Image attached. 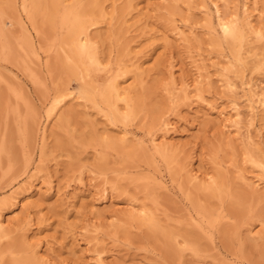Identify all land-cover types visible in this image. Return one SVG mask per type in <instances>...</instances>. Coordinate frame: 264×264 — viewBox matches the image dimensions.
I'll return each instance as SVG.
<instances>
[{
  "label": "rangeland",
  "instance_id": "rangeland-1",
  "mask_svg": "<svg viewBox=\"0 0 264 264\" xmlns=\"http://www.w3.org/2000/svg\"><path fill=\"white\" fill-rule=\"evenodd\" d=\"M25 1L27 8L22 0H0V264H97L98 255L104 264H264V108L250 102L247 89L264 95V38L246 33L238 63L219 34L212 0H64L71 6L67 22L78 13L88 27L96 22L88 34L104 67L88 58L81 66L61 44L70 26L61 27V6ZM215 1L225 10L235 4ZM235 1L246 19L245 0ZM250 1L245 15L263 28L264 0ZM178 28L192 40L185 42ZM194 59H202L209 82L198 91L191 89ZM106 63L119 65L118 82L129 90L126 126L111 123L110 105L100 101L112 74ZM83 67L96 84L86 97L79 92ZM180 79H187L182 84L189 82L186 94L193 91V97L186 98ZM221 80L232 81V89ZM234 107L244 134L233 136L219 112L232 116ZM122 135L128 141L121 143ZM110 136L123 147L109 142L106 148ZM151 137L165 142L166 156L154 151ZM207 176L221 183L214 195L199 183ZM139 206L150 211L151 221L137 216ZM203 211L212 227H198L191 218Z\"/></svg>",
  "mask_w": 264,
  "mask_h": 264
},
{
  "label": "bare ground",
  "instance_id": "bare-ground-1",
  "mask_svg": "<svg viewBox=\"0 0 264 264\" xmlns=\"http://www.w3.org/2000/svg\"><path fill=\"white\" fill-rule=\"evenodd\" d=\"M23 1V4H22V6H24V7H26L27 8V3H26V1L25 0H22ZM33 1V0H32ZM54 2H53V5L55 6V7H57V6H61V9H62V11L60 12V15H58V17L59 16H62V18H60V20H61V23H62V25H61V23H60V25H61V27H63V26H67V24H69L70 23V26H68L67 28H66V31H67V36H66V39L64 40V39H62L61 41V44L62 45H67L68 46V50H69V52H71V54H72V57L74 58V59H77V61H79V63L81 64V66H83V64L81 63L82 62V58H88L90 61H91V63H93L95 66H99V65H103V63H102V59L100 60L99 59V57H97V55L95 54V49H97L96 47H94L93 46V42L91 41V38H90V36H89V34H88V31L90 30H88V28H90L92 25H93V23L95 24L96 22H93V23H91L89 26L90 27H88L87 25H85V22H86V18L84 19V17H83V19L85 20V22L83 21V19H81L80 17H82V15H84V14H81L79 17L78 16H76V15H79V13L78 14H74L75 15V18L74 19H72V20H74V21H68L67 22V19H68V17H69V15H70V11H69V8L71 7H68L66 4H64V0H53ZM114 1V0H113ZM201 1V0H200ZM211 1V0H210ZM221 1H223V0H221ZM233 1V0H232ZM231 0H229V4H230V2H232ZM249 1L250 0H245V2L243 3V10H244V17L246 18V19H241V17H239V13H238V9H236V6H237V4L236 3H238V1L236 2L235 0H234V2H235V4L234 3H231L230 4V6L232 5V4H234V5H232V7H231V10L229 9V10H225V9H220V5L218 6V1H215V0H212L211 2H213V6H214V9H215V16H216V19H217V22H216V25H217V27H218V30H219V34L221 35V37L224 39V40H226V41H228V45L231 47V49H232V51L234 52V56H232L234 59L233 60H235V61H237L238 63L239 62H241L242 60H243V56H241V55H243V54H241L240 55V47H241V44H242V41H244L245 39H246V33H249V32H251L252 34H254L258 39H263L264 38V24L262 25L263 26V28L261 27V25H255L254 24V22L253 23H251V21L249 20V19H247L248 17H250V15L249 14H247V15H245V12L247 11V9H249L248 11H250V8H249V6H248V4L247 3H249ZM252 1V3L254 4V5H256V4H258L259 2H258V0H251ZM250 1V2H251ZM70 2V1H69ZM132 2V1H131ZM161 3V2H160ZM198 3V2H197ZM201 3V2H200ZM202 3H205V2H203L202 1ZM201 3V4H202ZM219 3H220V1H219ZM228 3V2H227ZM227 3H225L226 4V7L228 8V5L229 4H227ZM33 4V3H32ZM221 4H224V2L223 3H221ZM224 4V5H225ZM250 4V3H249ZM37 5V4H36ZM196 5V4H195ZM73 6V5H72ZM222 6V5H221ZM233 6H235V7H233ZM260 6V5H259ZM263 6V5H262ZM255 7V6H254ZM253 7V9L254 10H259V9H261L260 7H259V9H255ZM225 8V7H224ZM232 8H234V9H232ZM264 8V7H263ZM96 9V8H95ZM205 10H204V13H205V19H207V25H209V29H212L213 28V20H212V16H211V13H209V9L208 8H204ZM252 9V10H253ZM55 10V12H56V10H57V8L56 9H54ZM203 10V9H202ZM251 10V13H253V12H255L254 10L252 11ZM50 11H52V10H50ZM151 11V10H150ZM27 12V11H26ZM78 12V11H77ZM100 12H101V10H100ZM129 12V11H128ZM211 12V11H210ZM249 13V12H248ZM257 13V12H256ZM259 13H261L260 15H262V11L261 12H259ZM253 15V14H252ZM251 15V16H252ZM257 15H259V14H257ZM85 16V15H84ZM92 15H90V17H91ZM263 16V15H262ZM112 17V16H111ZM261 18V17H260ZM259 18V19H260ZM183 19V18H182ZM204 19V20H205ZM88 20H89V18H88ZM189 20V19H188ZM261 20V19H260ZM200 21V20H199ZM71 22L73 23L72 25H71ZM88 22H90V21H88ZM92 22V21H91ZM256 23V22H255ZM258 23V22H257ZM262 23H263V21H262ZM89 24V23H88ZM190 24V23H189ZM194 24V23H193ZM252 24H254V25H252ZM259 24V23H258ZM260 24H261V21H260ZM176 26V25H175ZM185 26V25H184ZM176 27H178V26H176ZM176 27H175V29H176ZM183 27V26H182ZM216 27V28H217ZM64 28V27H63ZM188 28V27H187ZM195 28V27H194ZM184 28H178V31H177V34L179 35V36H182V35H184V36H182V38H184L183 40L185 41V42H187L186 41V39L187 38H190L189 40H192V38L190 37V35H191V33L190 32H192L191 30V28H189V29H191L190 30V32H187V33H190V35H188L187 37L185 36V31L183 30ZM214 29V28H213ZM176 31V30H175ZM214 31V30H213ZM248 31V32H247ZM215 32V31H214ZM30 33V32H29ZM208 33H209V31H208ZM211 33H212V31H211ZM176 34V35H177ZM193 34V33H192ZM210 34V33H209ZM177 35V36H178ZM213 35V34H212ZM248 35H250V34H248ZM253 35V36H254ZM214 36V35H213ZM186 37V38H185ZM194 37V36H193ZM199 37V36H198ZM217 37V36H216ZM215 37V38H216ZM181 38V39H182ZM214 38V37H213ZM248 38V37H247ZM179 40H180V38H179ZM178 40V41H179ZM210 40H211V38H210ZM218 40V39H217ZM181 41V40H180ZM212 41H216L215 39L214 40H212ZM220 41V40H219ZM249 41V40H248ZM259 41V40H258ZM183 42V41H182ZM184 42V43H185ZM191 41H189L188 43H190ZM211 43V42H210ZM60 44V45H61ZM192 44V43H191ZM217 44V43H216ZM246 44H248V43H246ZM186 45H187V43H186ZM245 45V44H244ZM66 46V47H67ZM191 46V45H190ZM237 47V48H236ZM244 47V46H243ZM189 52H192V51H189ZM231 52V51H230ZM250 52V51H249ZM189 54H191V53H189ZM195 54V53H194ZM197 54V53H196ZM259 54V53H258ZM128 56V55H127ZM195 56V55H194ZM225 56V55H224ZM248 56V55H247ZM253 56V55H252ZM195 57H197V58H199L198 57V55L197 56H195ZM201 57H203V56H201ZM241 57H243L242 58V60H241ZM191 58V56H189V59ZM196 58V59H197ZM248 58H252V57H248ZM259 58V57H258ZM192 59H193V56H192ZM204 59V58H203ZM263 60H264V56H263V58H262ZM201 61H202V59H200ZM200 60H195L194 59V64L193 65H195V71L197 72H195L197 75H195L196 76V78H195V76H193L194 78H195V80H196V84H194V86H193V82L191 83L190 82V84H192L191 85V89L192 88H200V87H203L202 85L201 86H198V85H200V83L201 84H203V82H207V81H205L206 79H208V78H206V75L207 74H203V73H205L204 72V70H205V67H204V65L202 64V65H200ZM205 60V59H204ZM212 60V59H211ZM227 60H228V58H227ZM263 60H261V61H263ZM109 61V60H108ZM200 61V62H199ZM204 62V61H203ZM202 62V63H203ZM229 62H231V60L229 61ZM228 62V63H229ZM116 63V62H115ZM132 63V62H131ZM130 63V64H131ZM133 63H135V62H133ZM212 63V62H211ZM217 63V62H216ZM205 64V63H204ZM232 64V63H231ZM249 64V63H248ZM261 64V63H260ZM259 64V65H260ZM217 65V64H216ZM221 65V64H220ZM105 66H106V68L105 69H107V67H109L107 70L110 72V73H112L111 75H109L108 77H107V82H105V83H107V84H105V87L103 88V89H105L104 91L105 92H103V93H100L99 92V96H100V101H103V103L105 102V103H107L108 105H110V109H108V113H109V115H110V117H109V120L111 121V123H113V122H115V121H120V123H122V124H125V126H126V121L129 119L128 117H129V104H128V102H129V90L127 89V88H121V86H120V84H119V82H118V77H119V73L116 71L119 67V65H117L116 67H113L110 63L108 64V63H106L105 64ZM123 67V65H120V67ZM206 66V65H205ZM229 66V65H228ZM241 66V65H240ZM103 67H104V65H103ZM208 67V66H207ZM220 67H222V66H220ZM219 67V68H220ZM136 68H137V70H138V67H137V65H136V67H135V70H136ZM226 68V67H225ZM227 69V68H226ZM68 70V69H67ZM71 70V69H70ZM207 70V69H206ZM221 70H225V69H222L221 68ZM108 71H106L107 73H109ZM81 72H82V74L79 76V84H80V86H81V89H80V93L84 96L85 95V97L86 96H88L87 94H89V90H90V88L89 87H94L96 84H95V81L93 80V79H91V80H88V78H89V76H90V71L86 68V67H83L82 68V70H81ZM139 72H140V69H139ZM240 72V71H239ZM103 73V72H102ZM142 73V72H141ZM144 73V72H143ZM169 73V72H168ZM222 73H224V72H222ZM235 73H236V71H235ZM244 73V72H243ZM123 74V73H122ZM212 74V73H211ZM225 74V73H224ZM71 75V74H70ZM77 75V74H76ZM124 75V74H123ZM141 75V74H140ZM143 75V74H142ZM242 75V74H241ZM122 76V75H121ZM137 76H138V74H137ZM211 75H209L208 77H210ZM228 76V75H227ZM73 77V76H72ZM77 77V76H76ZM140 77V76H139ZM220 77V76H219ZM241 76H239V78H240ZM90 78H91V76H90ZM206 78V79H205ZM76 79H78V77L76 78ZM140 79V78H139ZM142 79V78H141ZM140 79V80H141ZM173 79V78H172ZM171 80V79H170ZM183 80V79H182ZM191 80H194V79H191ZM224 80H225V78H224ZM179 81H181V79L179 80ZM178 81V84L180 83ZM184 81V83H185V81H187V79L186 80H183ZM183 81H181V85L183 86V90H184V92H185V94H186V92H187V94H188V87L190 86H188V83L186 82V84H182V82ZM203 81V82H202ZM209 81V80H208ZM222 81V82H221ZM221 81H218V82H220V83H222V87L224 88V86H223V84H225V83H223V82H225V81H223V80H221ZM171 82V81H170ZM177 82V81H176ZM250 82H252V81H250ZM175 82H174V80L172 81V85H175L174 84ZM209 82H207V84H208ZM233 83H234V81H233ZM259 83V82H258ZM95 84V85H94ZM126 84V83H125ZM206 84V83H205ZM94 85V86H93ZM210 85V84H209ZM226 85H227V87H232V81H231V83H229V82H226V84H225V87H226ZM234 85L236 86V84L234 83ZM176 86H180V85H177L176 84ZM193 86V87H192ZM198 86V87H197ZM238 86V85H237ZM255 86V85H254ZM107 87V88H106ZM121 89H120V88ZM173 87H175V86H173ZM173 87H171L170 86V88L172 89ZM177 87V89H179ZM262 87V86H261ZM89 89V90H88ZM102 89V90H103ZM107 89V90H106ZM169 89V88H168ZM174 89V88H173ZM172 89V90H173ZM176 89V90H177ZM190 89V88H189ZM190 89V91H192ZM196 89H194V90H196ZM222 89V88H221ZM226 89H228V88H226ZM230 89H232V88H230ZM248 89V93L250 94V95H248L249 96V100H251L250 102H260V104L263 106V108H264V95L260 92V93H258V92H256L255 91V87L254 88H252V86L250 87V85H249V88H247ZM64 90V89H63ZM175 90V89H174ZM179 90H181V88L179 89ZM202 90V92H203V89H201ZM235 90H237V89H235ZM168 91H170V89L168 90ZM167 91V92H168ZM197 91H198V89H197ZM195 92L196 94H195V96H198V92ZM222 91V90H221ZM234 91V90H233ZM64 92V91H63ZM174 92V91H173ZM173 92H171V94L173 93ZM176 92L178 93L179 91L177 90V91H175L173 94H175L176 95ZM182 91H180V93H181ZM184 92L183 93H181L183 96H184ZM60 93V92H59ZM91 93H92V91L90 92V95L89 96H91ZM191 93H194L193 91L191 92ZM190 93V94H191ZM231 93H232V91H231ZM264 93V92H263ZM66 94V93H65ZM80 94V95H81ZM93 94V93H92ZM169 94V93H168ZM172 94V95H173ZM179 94V93H178ZM186 94V98H187V96H190V94L189 95H187ZM243 94V93H242ZM77 95H78V93H77ZM82 95H81V97H82ZM182 95H180V97L182 96ZM194 95V94H193ZM193 95L191 94V96L193 97ZM202 95V94H201ZM232 95V94H231ZM178 96V95H177ZM230 96V95H229ZM80 97V96H79ZM173 97H174V95H173ZM185 97V96H184ZM199 97V96H198ZM233 97V96H232ZM60 98V97H59ZM59 98H57L58 99V101H56V99H55V101H54V104H53V106L55 107L56 105H58V103H60V101L63 99V97L61 98V99H59ZM83 98V97H82ZM172 98V97H171ZM177 98V97H176ZM182 98V97H181ZM191 98V97H190ZM190 98H188V99H190ZM243 98V97H242ZM76 99H77V97H76ZM93 99V98H92ZM179 99V98H178ZM200 99V98H199ZM234 99V98H233ZM256 99V100H255ZM54 100V99H53ZM94 100V99H93ZM132 100V99H131ZM172 100V99H171ZM176 100V99H175ZM202 100V99H201ZM119 101H121V102H124V109L126 110V112H124V113H122V111H125L124 109H123V106H121L122 107V109H118L119 107H117V103L119 102ZM171 102V101H170ZM176 102V101H175ZM120 103V102H119ZM134 103V102H133ZM132 103V104H133ZM236 103V102H235ZM181 105V104H180ZM179 105V106H180ZM232 108V107H231ZM253 109H254V107H253V105H250V111H251V117H253L252 116V114H253ZM122 110V111H121ZM223 110V109H222ZM233 110H234V114H232V116H229L230 114H231V112H230V114H228L227 112H225V113H227L228 115L226 116V115H224L223 114V112L225 111H220L219 112V114L221 115L220 116V118L222 117V116H224V118L222 119H220V120H223V123H222V121H220L222 124H223V127L225 128V129H227L228 131L229 130H231V132H233L234 131V133H233V136L236 134H238V135H240V133H243L242 131H240L242 128L240 127V125H239V120L241 119H239V111H238V109L236 108V107H234L233 108ZM232 110V111H233ZM261 111H262V109H260ZM119 111H121V112H119ZM106 112V111H105ZM105 114H107V113H105ZM133 116V115H132ZM219 116V115H218ZM105 117V116H104ZM250 117V116H249ZM241 121V120H240ZM242 121H243V119H242ZM168 122V121H167ZM218 125H220V123L218 124ZM244 125H246V124H244ZM166 126H168V124L166 125ZM248 126V125H247ZM221 128H222V125L220 126ZM244 127V126H243ZM252 127V126H251ZM44 128V127H43ZM224 128L222 129V132L223 131H226V133H227V130H224ZM219 129V128H218ZM252 129V128H251ZM168 130H170V129H168ZM246 130V129H245ZM250 130V129H249ZM163 131V130H162ZM166 131V130H165ZM231 132H229L230 134H231ZM226 133H225V135H226ZM250 134H251V132H249ZM248 133V130H246V133H245V135H244V138L247 140V141H250V134ZM121 134V133H120ZM123 134H125V135H127V134H129V132L128 131H125ZM163 134H164V132H163ZM228 134V133H227ZM244 134V133H243ZM253 134V133H252ZM109 135V134H108ZM125 135H122V136H125ZM162 135V134H161ZM113 136V135H112ZM121 136V135H120ZM229 135H227V137H228ZM109 137V136H108ZM165 136H162V139L164 138ZM226 137V138H227ZM232 137V136H231ZM236 137H238V136H236ZM239 138V137H238ZM111 138V136H110V139L108 138L107 139V141H106V143H105V147L107 148V146H110V144H109V142H111V144H113V146H115V144H116V146L117 147H120V146H122L123 147V144L122 145H120L121 143H123L124 141H126L127 139H126V136L125 137H121V138H119V140H120V142H119V145L117 144V143H114L113 141H114V139H112ZM229 139H230V137H229ZM253 139V138H252ZM149 140V139H148ZM103 141V140H102ZM104 141V142H105ZM115 141H117L116 139H115ZM128 141V140H127ZM137 141V140H136ZM150 141V144H151V146L153 147V149H154V151L157 153V154H160V155H162V156H166L165 154H166V146L164 145L165 144V142H164V144L161 142V144H160V142H158V141H155V139H154V137H151V139L149 140ZM220 141H222V140H220ZM238 141H240L241 142V138H240V140H238ZM118 142V141H117ZM157 142H158V144H157ZM244 142V141H243ZM230 143V142H229ZM249 143H251V142H249ZM140 144V143H139ZM245 144V143H244ZM244 144H243V146H244ZM107 145V146H106ZM142 145V144H141ZM168 145V144H167ZM173 146V145H172ZM172 146H170V147H172ZM116 147V148H117ZM113 148V147H112ZM117 150V149H116ZM120 150H121V148H120ZM246 150V149H245ZM247 151V150H246ZM244 152V151H243ZM246 155V154H245ZM149 156V155H148ZM167 159V158H166ZM246 160H247V158H246ZM173 161V160H172ZM263 163V162H262ZM261 169V168H260ZM189 172H191V171H189ZM192 173V172H191ZM259 175V174H258ZM257 175V176H258ZM192 175H190V178H195L196 179V177H197V175H196V177L195 176H192ZM205 176V175H204ZM208 177V179L210 178V180H213L212 178L213 177H211V176H207ZM198 178V177H197ZM148 179V178H147ZM216 179H217V177H216ZM219 179V178H218ZM217 179V181H219ZM153 180V179H152ZM155 180V179H154ZM194 180V179H193ZM204 180H205V178H204ZM204 180H202V181H204ZM207 180V179H206ZM210 180L207 182V181H205V182H207V183H201V182H199L201 185H203L202 186V190H204L205 191V189H208V192H212L213 193V191H214V193H215V191L217 190V189H221V188H219L220 187V184H219V186H218V182H216V180H215V178H214V180L212 181V182H210ZM250 181V180H249ZM198 183V185H200ZM216 183H217V185H216ZM206 184H208V185H206ZM248 185V184H247ZM256 184L254 183V186H255ZM252 186V185H251ZM253 186V187H254ZM199 187V189H200V186H198ZM197 187V188H198ZM258 187V186H257ZM204 188V189H203ZM255 188H256V186H255ZM207 191V190H206ZM221 191V190H220ZM219 191V192H220ZM253 191H254V189H253ZM214 193H213V195H214ZM252 194H253V192H252ZM257 194V193H256ZM24 197H23V199H27L28 198V195H23ZM253 196V195H252ZM256 196V195H255ZM259 197V196H258ZM14 198V197H13ZM262 198V197H261ZM18 203H21V201H19ZM131 206V205H130ZM129 207V206H128ZM128 207H127V209H128ZM140 208L138 209L137 208V211L136 212H138V213H136L137 214V216L138 217H141L142 219H144V220H149V221H151L152 220V215H151V213H149L150 211L148 210H146L145 208H143V206H139ZM131 208H133V206H131ZM134 209V208H133ZM132 209V210H133ZM136 209V208H135ZM135 211V210H134ZM126 212V211H125ZM133 213V211L130 213V214H132ZM204 213V211L202 212V214ZM134 214H135V212H134ZM133 214V215H134ZM208 214V213H207ZM206 214V215H207ZM199 213H196V215L194 216V215H192L191 216V218L193 219V220H195L196 222H198V227H200L201 226V223H205V226H206V228H209L210 226L212 227L213 226V221H211L210 220V217H209V220H205V218H207L206 217V215L205 214H203V215H199ZM217 215H218V212H217ZM220 215H221V213H220ZM154 216V215H153ZM205 216V217H204ZM219 216V215H218ZM112 217V216H111ZM153 218H155V217H153ZM208 219V218H207ZM206 221V222H205ZM153 222V224L154 225H152V227L154 228L153 229V231L155 230V231H157L156 229H157V224H156V222H154V221H152ZM7 223H9V222H7ZM22 224V223H21ZM144 224V223H143ZM152 224V223H151ZM197 224V223H196ZM5 224H3V222H2V220L0 219V233H2V231H4L5 232V226H4ZM93 231V230H92ZM95 231V230H94ZM6 233H7V230H6ZM166 234V233H165ZM170 235H172V234H169V235H166V236H169L170 237V239H171V244L173 243V245L172 246H175L176 247V250H177V245L179 244L178 242H177V238H175L176 236H170ZM175 235V234H174ZM178 237V236H177ZM186 240V239H185ZM187 241H188V239H187ZM180 242V241H179ZM183 242V243H182ZM182 242H180L181 244L180 245H184V242L185 241H183L182 240ZM189 243H190V241H188ZM195 242V241H194ZM167 243V242H166ZM182 245V246H183ZM187 245H188V243H187ZM186 245V246H187ZM191 245H194L193 243L191 244ZM190 245V246H191ZM175 247H174V250H175ZM181 247V246H180ZM184 248H185V246H184ZM184 248H180V250L179 251H182V250H184ZM169 249V248H168ZM172 250V249H171ZM178 251V252H179ZM174 252V251H173ZM100 253V252H99ZM98 253V254H99ZM98 258H97V264H104V262H102V260H101V257L98 255L97 256ZM35 259V258H34ZM40 259V258H39ZM31 260V259H30ZM30 260H26V264H33V261L31 260V262H30ZM41 262V261H40ZM43 262V261H42ZM44 263V262H43ZM46 264V263H45Z\"/></svg>",
  "mask_w": 264,
  "mask_h": 264
}]
</instances>
